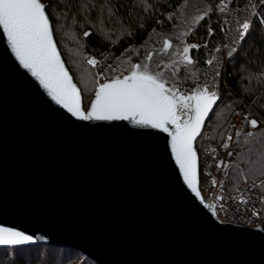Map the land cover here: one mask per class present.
Returning <instances> with one entry per match:
<instances>
[{"label": "water", "instance_id": "95a60500", "mask_svg": "<svg viewBox=\"0 0 264 264\" xmlns=\"http://www.w3.org/2000/svg\"><path fill=\"white\" fill-rule=\"evenodd\" d=\"M169 143L129 121L72 117L0 36V227L34 238L0 248L58 246L96 264H264V229L213 217Z\"/></svg>", "mask_w": 264, "mask_h": 264}, {"label": "snow or ice", "instance_id": "6c2138e0", "mask_svg": "<svg viewBox=\"0 0 264 264\" xmlns=\"http://www.w3.org/2000/svg\"><path fill=\"white\" fill-rule=\"evenodd\" d=\"M231 2L232 0H229V3ZM170 3L171 11H168V5H157L153 0H129L128 5L120 3V0H0V36L7 43L20 67L27 70L51 100L72 117L81 121H129L136 126L167 133L170 137L171 156L184 184L213 217H218L221 213L226 215L231 202L237 205L235 211H250L252 217L259 218L264 215V208L257 205H264V193L255 198L251 194L257 189H264V141L252 131L257 130L259 124L258 120L250 118L249 114L242 117V122H246L252 129L244 133V143L247 145L249 157L247 164L252 165L254 170H241L235 180L228 172H225L226 179L219 182L215 178L211 180L214 187L222 190H227L226 185L231 183L235 191L240 193V198L229 195L225 199L223 195H216L213 199L219 203H207L198 187L199 164L194 142L201 135L206 118H209V114L214 112L215 106L221 100L218 91L214 90L218 89L221 76V65L215 56L205 61L208 66L213 67V72L210 75L206 73L209 78L203 84L198 82L199 70L193 71L196 61L189 55L191 49H199L201 45L192 43L182 48L178 59L164 65L170 72L168 77H165L163 71H153L148 63H138L130 64L127 75L108 78V73L116 71V68L109 65L94 77V87L86 86L83 90L73 82V76L61 58L55 33L57 30L63 31L69 23L78 29L86 27L88 30L82 31L84 38L98 34L101 29L115 30L118 27L126 28L125 36L132 37L150 22L159 25L163 21H176L182 16L181 8L186 0H170ZM216 7L221 14H225L229 4L219 0ZM125 8L139 14V23L133 22L130 11H124ZM161 8L165 9L167 14L160 12ZM245 11H248L247 5ZM212 12V8H207L202 14L192 17V23L183 35L194 34L193 30L209 18ZM157 15L161 18L156 19ZM251 15L255 16L256 13L252 12ZM261 16H264V13H261ZM224 23L227 24V21ZM236 23L238 39L235 43H239L253 31L254 21L245 18L243 22L237 20ZM259 26L264 27V19L259 20ZM220 30L224 31V27ZM214 34L213 28L209 26L207 35L211 37ZM203 46L207 47V43ZM171 47L172 44L165 38L162 51L167 52ZM215 51L219 52L220 49L216 48ZM236 51V48H232L229 55ZM80 59L92 69L100 65L99 60L84 57L82 53ZM152 59V52H148L145 60ZM182 68L197 78L190 94L181 91L180 85L184 81L179 74ZM188 78L185 77L184 80ZM253 81H258L259 86H264V70L257 74L249 73L245 83ZM91 93H94V98L86 100L85 97ZM260 131L264 132V129ZM234 136L235 142L238 143L241 131L237 130ZM234 136H227L221 146L228 149V141H234ZM210 151L214 153L215 149ZM233 155L232 151L227 152L228 157ZM215 167L221 170L229 169L233 165L219 161ZM234 167L240 166L237 164ZM241 177L246 184L252 179L246 189L239 188ZM33 242L31 235L13 228L0 227V245L17 246Z\"/></svg>", "mask_w": 264, "mask_h": 264}, {"label": "trees", "instance_id": "16d2710c", "mask_svg": "<svg viewBox=\"0 0 264 264\" xmlns=\"http://www.w3.org/2000/svg\"><path fill=\"white\" fill-rule=\"evenodd\" d=\"M120 3L128 5L129 0H120ZM153 3L157 5H168V11L172 10L170 0H153ZM246 5L248 11H245ZM229 7V11L224 15V18H221L222 26L225 27L223 37L227 45L236 48L237 51L231 55L228 54L225 61L222 59L221 48L218 43L219 33L216 32V22L213 14L209 16V18H206L205 21H202L193 30L194 34L186 36L187 39L201 45L199 49H191L190 54L196 61L193 71L196 69L199 70L197 76L199 77V81H202V84L209 78L206 73L210 75L213 72V67L205 63L206 60L211 59L213 53L216 54L217 60L221 65V76L219 77L218 89H214L218 91L221 100L218 101L215 106L214 112L210 114L205 124L204 132L207 126L212 124V122L214 125H219L220 127L217 129L213 126L211 131H221L230 118L235 115L236 110L246 109L250 116L258 120L259 127L254 131L257 133V137L261 141H264V132L260 131L264 129V86H259L258 81H253L248 84L245 83V79L249 73L257 74L260 70H264V27L259 26V20L264 19V16H261V13H264V0H251V3H249V0H232ZM124 11L128 12L130 9L125 8ZM160 12L167 14L163 8L160 9ZM252 12H255L256 15L252 16ZM130 14L133 22L139 23V14L136 11H130ZM155 18L160 19L161 17L157 15ZM245 18L254 21L253 31L246 36L244 41L235 43L238 36L234 34V22L238 19ZM225 21H227V24L224 23ZM174 23L175 21H163L161 24L157 25L150 22L143 30H140L132 37L125 36V32L127 31L126 28L121 29L118 27L115 30L101 29L98 34H94L88 38L82 36V31L88 30L86 27L84 29H78L75 25L69 23L63 31L57 30L58 33L56 32L55 39L57 41L60 36L61 45H59L58 41L57 45L69 69L65 54L62 51L63 48H61L62 45L67 54L71 53V51L68 53L67 49L72 47V56L75 61L81 60L80 54L85 53L109 63L126 49L138 46L147 41L154 32H167L172 28ZM209 26L213 28L215 33L211 37L207 35V28ZM205 43H207V47L203 46ZM216 48H219L220 51L216 52ZM69 71L71 73V69H69ZM179 75L184 82L186 81L184 78L189 77L187 81L189 80L191 84L197 79L196 76H191L189 72H184L183 70ZM193 78L194 80H192ZM208 137L219 142L218 139L213 138L211 135H208ZM245 139L246 137L244 133H242L237 143V149L233 152L234 155L231 157L229 163L233 165V167L225 169V172H228L233 180L237 178V173L241 170H254L252 165L247 164L249 157L247 156V145L244 143ZM197 140H200V137ZM236 153L239 154L237 155ZM237 164L240 166L239 168L234 167ZM225 172L222 180L226 179ZM241 179L242 177L239 179V183ZM226 189L227 190H222L219 188L220 195L225 196V199H227L229 195L232 196L235 192L231 183L226 185ZM258 192L260 194L264 193V189H258ZM260 208H264V205H260ZM261 227L264 229V215L261 216ZM0 264L96 263L79 251L73 249L51 245H32L0 248Z\"/></svg>", "mask_w": 264, "mask_h": 264}, {"label": "rangeland", "instance_id": "374dc122", "mask_svg": "<svg viewBox=\"0 0 264 264\" xmlns=\"http://www.w3.org/2000/svg\"><path fill=\"white\" fill-rule=\"evenodd\" d=\"M219 2V0H186V3L183 8H181L182 16H180L175 23L173 24L172 28L168 30L167 32H154L147 41L144 43L131 47L128 49V51H124L121 54H119L117 57H115L113 60H111L109 63L105 60L98 59L100 61V65L92 69L90 66H88L86 63H84L82 60L75 61L73 59L72 54V47L67 49V52L71 51V53L67 54L64 51V46L62 45L61 48L63 53L65 54L66 63L69 66V69H71L72 76L74 78V81L77 83L78 87L80 89H84L86 86L88 88L94 87V77L98 76L100 72L103 69H107L109 65H112L114 68H116L115 72L108 73V78H111L113 76H121V75H127L128 70L130 68V64H138V63H148L150 68L153 71H163L165 73V77H168L170 75V72L168 69L164 67L166 64H170L173 60L178 59L179 54L182 52V48L187 44L194 43L193 41L187 39L186 36L183 35V33L188 31V27L192 23V17L200 15L205 11L207 8H212L213 12L210 13V16L213 14L214 20L216 22V32L219 33L218 43L221 48L222 53V59L225 61L226 56L230 53L232 47L228 46L227 43L224 41L223 37V31H221L222 26V20L221 18H224V15L229 11V8L225 14H221L216 5ZM224 3H229V0H224ZM187 17L188 19H185ZM239 21L243 22L244 19H238ZM237 21V20H236ZM234 22L235 28H234V34L238 36L237 28L238 24ZM225 29V27H224ZM58 33V32H57ZM56 34V33H55ZM59 36V35H58ZM167 38L170 43L172 44V47L167 51H162L163 48V40ZM60 44V36L57 40ZM191 51V50H190ZM148 52H152L153 59L152 61H146L145 56ZM67 54V55H66ZM191 56V54L189 53ZM84 57H92L88 54H83ZM216 56V54H212L211 58ZM119 58V59H118ZM73 59V60H72ZM218 59V58H217ZM123 61V62H122ZM130 61V62H129ZM78 62V63H76ZM156 65H159L160 67L157 68ZM182 67V66H181ZM183 70V68H182ZM184 72H187L183 70ZM195 78V77H194ZM194 78L192 80H194ZM103 82V81H100ZM202 84V81H198ZM197 83V79L194 81L193 84L189 82V80L183 82L180 87L181 91L184 94H190L193 87H195V84ZM94 97V93L89 94L85 97L86 100H90ZM236 113H239L237 115ZM245 114H249V112L246 109H238L235 111V115H233L230 120L224 125V127L221 129V131L212 132L211 129L213 126H215L217 129L220 127L219 125L210 124L207 126V129L203 130L202 135L208 136L211 135L213 138H216L219 140V144L222 145V143L225 142L226 137L229 135L235 134L237 130L241 131L242 133H245L246 131L250 130V126L247 125L246 122H242V117ZM250 115V114H249ZM250 118H254L250 116ZM255 119V118H254ZM205 129V128H204ZM252 130V129H251ZM254 131V130H252ZM213 133V135H212ZM200 135V140L196 141V147L198 148L201 138L203 137ZM236 138L234 136V141H228L229 148L224 149L225 153H223V158L228 159V163L231 161V157L227 156L228 151L234 152L237 149V142ZM198 142V144H197ZM196 148V149H197ZM222 158V159H223ZM225 172V171H224ZM224 174V173H223ZM222 178H220V181ZM248 181H252V179H249ZM244 182L243 178L241 179L239 186ZM213 196L220 195L219 190H213L212 191ZM260 194V193H259Z\"/></svg>", "mask_w": 264, "mask_h": 264}, {"label": "built area", "instance_id": "2783aa9c", "mask_svg": "<svg viewBox=\"0 0 264 264\" xmlns=\"http://www.w3.org/2000/svg\"><path fill=\"white\" fill-rule=\"evenodd\" d=\"M211 149H215V152H211ZM224 151V148L217 141L212 140L205 135L201 138V142L197 148V155L199 159V187L205 201L208 203H219L213 199L214 196L212 193L213 190H219V187H214L211 184V180L215 178L219 182L220 178L223 177L225 169L218 170L215 165L219 161H225L228 163V159L223 158V153H225ZM208 173H210V175H208ZM251 183L252 181H248L247 184L243 182L239 188L246 189ZM251 195L253 198L259 195L258 189ZM232 196L239 199L240 193L235 191ZM236 207L237 205L231 204L230 202L227 214L225 215L221 213L218 216V219L224 223H233L235 225H244L247 227L261 226V217H252L250 211L237 212L234 210ZM257 207H260V205H257Z\"/></svg>", "mask_w": 264, "mask_h": 264}, {"label": "bare ground", "instance_id": "6f19581e", "mask_svg": "<svg viewBox=\"0 0 264 264\" xmlns=\"http://www.w3.org/2000/svg\"><path fill=\"white\" fill-rule=\"evenodd\" d=\"M198 164H199V159H198Z\"/></svg>", "mask_w": 264, "mask_h": 264}, {"label": "crops", "instance_id": "0c3cea01", "mask_svg": "<svg viewBox=\"0 0 264 264\" xmlns=\"http://www.w3.org/2000/svg\"><path fill=\"white\" fill-rule=\"evenodd\" d=\"M251 130V129H250Z\"/></svg>", "mask_w": 264, "mask_h": 264}]
</instances>
